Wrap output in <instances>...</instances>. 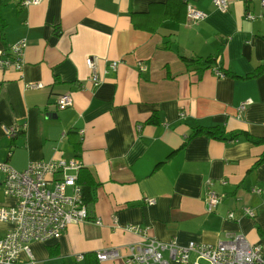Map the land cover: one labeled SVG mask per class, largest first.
<instances>
[{
	"label": "crops",
	"instance_id": "1",
	"mask_svg": "<svg viewBox=\"0 0 264 264\" xmlns=\"http://www.w3.org/2000/svg\"><path fill=\"white\" fill-rule=\"evenodd\" d=\"M229 1L226 13L213 0H44L26 8L12 2L1 11L0 50L21 40L27 47L21 71H0V163L23 170L63 158L81 163L99 183L87 205L90 220L33 243L34 264H96L98 251L126 253L127 245L143 240L126 226L180 245H214L232 233L264 244V196L252 192L264 186V161L253 168L264 144L205 134L189 139L196 127L264 137V74L236 77L264 63V6ZM186 3L207 18L188 21ZM247 13L256 19L247 20ZM181 56H210L219 65L198 74ZM88 58L96 60L98 86L90 81ZM220 65L229 76L216 74ZM65 94L73 105L60 109ZM153 115L157 124L147 122ZM11 125L26 128L9 139L4 127ZM4 178L0 172V206H12ZM208 180L223 196L212 213ZM10 227L0 221V238ZM196 261L193 255L190 264H208ZM19 264L31 263L22 254Z\"/></svg>",
	"mask_w": 264,
	"mask_h": 264
},
{
	"label": "built area",
	"instance_id": "2",
	"mask_svg": "<svg viewBox=\"0 0 264 264\" xmlns=\"http://www.w3.org/2000/svg\"><path fill=\"white\" fill-rule=\"evenodd\" d=\"M43 1L13 0L24 8L39 5ZM213 3L219 11L223 13L229 11V0H213ZM261 4L264 6V0H261ZM186 17L188 21L197 23L204 21L207 13L187 3ZM245 18L254 20L256 16L247 13ZM26 47L27 41L21 40L0 50V71L10 68L21 71ZM86 63L92 70L90 81L98 86L101 80L96 60L88 58ZM109 67L115 70L117 63L112 62ZM140 68L144 70V67ZM216 74L223 76L222 72L217 69ZM30 87L39 88L40 85ZM251 103L250 99L242 102L238 111L243 112ZM72 105L71 95L65 94L58 98L57 106L60 109ZM25 128V125L6 126L4 133L7 138L13 139ZM80 168L81 163L66 161L63 158L32 162L23 170L0 163V172L5 176L2 182L4 193L15 201L12 206H0V221L11 226L9 231L0 238V264H19L22 254H25L28 261L34 264L35 259L31 247L33 243H46L61 236L71 224L89 221L88 206L83 200L82 189L77 184ZM206 186L207 212L212 213L221 203L223 196L213 189L210 180L206 182ZM252 192L264 196V186L253 188ZM145 202L153 205L155 199L146 198ZM244 210L248 216L255 217L251 209L246 207ZM228 217L233 218L234 214L231 212ZM95 223L102 224L99 219H96ZM125 230L141 233L143 240L127 245L126 253H123L121 248L96 252V264L116 259H124L129 264H190L193 255L197 261L205 260L208 264H264V244H251L245 236L239 233L227 234L214 245L194 241L187 245H180L176 241L161 242L149 236L148 229L126 226ZM77 259L82 261L85 255L80 254Z\"/></svg>",
	"mask_w": 264,
	"mask_h": 264
},
{
	"label": "trees",
	"instance_id": "3",
	"mask_svg": "<svg viewBox=\"0 0 264 264\" xmlns=\"http://www.w3.org/2000/svg\"><path fill=\"white\" fill-rule=\"evenodd\" d=\"M13 2V0H0V27L2 30V33H4V30L6 28V22L4 18L1 15V11L10 5ZM187 5V3H186ZM181 58L187 62L189 65H193L198 74L203 73L205 70L214 68V66L218 63V59H215L213 57H184L181 56ZM219 65V64H217ZM218 70V68H217ZM219 71L222 72L223 76H229L230 72L224 70L221 65L219 68ZM264 74V63L259 65L254 72L251 74H248L246 76H236L240 77L243 79H248V78H257ZM148 123H155L157 124L158 122L155 119V115H153L148 121ZM197 134H205L207 136H210L213 139L220 140V141H234L238 140L240 138H244L247 141L256 144V145H261L264 144V137H254L250 134H247L245 132H226L223 130L221 127H210V128H204V127H196L193 129V132L190 134L189 139ZM80 144L76 145V151H80ZM80 157V156H78ZM264 161V153L262 154L261 158L255 163L253 168L257 167ZM77 184L81 187L82 189V197L86 205H89L94 199L92 197V191H94L98 186L99 183L95 180L93 174L85 168L81 164V168L79 169L78 172V178H77ZM90 220V218H89ZM264 235V234H262ZM53 254V253H52Z\"/></svg>",
	"mask_w": 264,
	"mask_h": 264
}]
</instances>
